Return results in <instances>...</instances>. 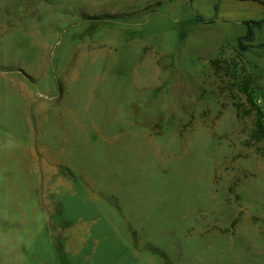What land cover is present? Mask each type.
<instances>
[{"label": "rangeland", "instance_id": "obj_1", "mask_svg": "<svg viewBox=\"0 0 264 264\" xmlns=\"http://www.w3.org/2000/svg\"><path fill=\"white\" fill-rule=\"evenodd\" d=\"M263 16L0 0V264H264Z\"/></svg>", "mask_w": 264, "mask_h": 264}, {"label": "trees", "instance_id": "obj_2", "mask_svg": "<svg viewBox=\"0 0 264 264\" xmlns=\"http://www.w3.org/2000/svg\"><path fill=\"white\" fill-rule=\"evenodd\" d=\"M260 3L264 7V0H253ZM196 20L199 23L211 24L215 21V18L205 19L200 15L196 16ZM247 26V34L239 39V49L241 51H249L251 49H264V42L255 44V34L257 31H262L264 28V19L262 20H248L244 22ZM251 104L254 106L256 111V134L257 137H264V111L259 108L257 102L252 99V96L249 97Z\"/></svg>", "mask_w": 264, "mask_h": 264}, {"label": "crops", "instance_id": "obj_3", "mask_svg": "<svg viewBox=\"0 0 264 264\" xmlns=\"http://www.w3.org/2000/svg\"><path fill=\"white\" fill-rule=\"evenodd\" d=\"M264 17V16H263Z\"/></svg>", "mask_w": 264, "mask_h": 264}]
</instances>
